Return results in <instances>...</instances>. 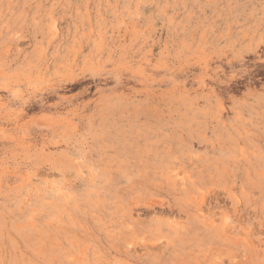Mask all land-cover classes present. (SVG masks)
Segmentation results:
<instances>
[{
  "label": "rangeland",
  "instance_id": "1",
  "mask_svg": "<svg viewBox=\"0 0 264 264\" xmlns=\"http://www.w3.org/2000/svg\"><path fill=\"white\" fill-rule=\"evenodd\" d=\"M0 264H264V0H0Z\"/></svg>",
  "mask_w": 264,
  "mask_h": 264
}]
</instances>
